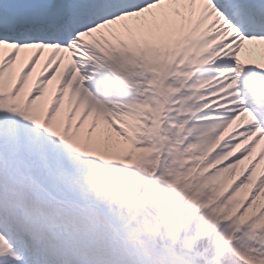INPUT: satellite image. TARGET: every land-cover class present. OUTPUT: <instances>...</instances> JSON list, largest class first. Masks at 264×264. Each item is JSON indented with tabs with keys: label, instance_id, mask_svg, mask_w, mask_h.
Here are the masks:
<instances>
[{
	"label": "snow or ice",
	"instance_id": "obj_1",
	"mask_svg": "<svg viewBox=\"0 0 264 264\" xmlns=\"http://www.w3.org/2000/svg\"><path fill=\"white\" fill-rule=\"evenodd\" d=\"M0 264H264V0H0Z\"/></svg>",
	"mask_w": 264,
	"mask_h": 264
}]
</instances>
